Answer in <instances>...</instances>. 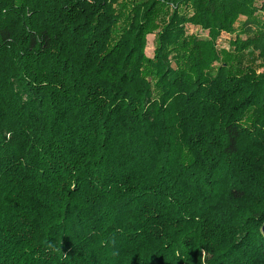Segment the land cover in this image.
Instances as JSON below:
<instances>
[{
	"label": "trees",
	"instance_id": "16d2710c",
	"mask_svg": "<svg viewBox=\"0 0 264 264\" xmlns=\"http://www.w3.org/2000/svg\"><path fill=\"white\" fill-rule=\"evenodd\" d=\"M259 13L0 0V264H264Z\"/></svg>",
	"mask_w": 264,
	"mask_h": 264
},
{
	"label": "rangeland",
	"instance_id": "374dc122",
	"mask_svg": "<svg viewBox=\"0 0 264 264\" xmlns=\"http://www.w3.org/2000/svg\"><path fill=\"white\" fill-rule=\"evenodd\" d=\"M140 1V0H138ZM126 1H121V5H124ZM258 19H260L261 21H264V15H262L261 13L257 14ZM242 22L243 19L239 20L237 22V27L234 31L233 34H228V33H221L219 35V37L216 40V48L218 50H222V49H229V42L230 40L234 37V35H242ZM187 33L189 35H193V36H197L199 38H207V33L204 32L201 28L199 27H194V26H187ZM155 39V34H149L147 36V46H146V50L145 53L148 57L152 56V51H153V42ZM259 62H256V64H258Z\"/></svg>",
	"mask_w": 264,
	"mask_h": 264
},
{
	"label": "water",
	"instance_id": "95a60500",
	"mask_svg": "<svg viewBox=\"0 0 264 264\" xmlns=\"http://www.w3.org/2000/svg\"><path fill=\"white\" fill-rule=\"evenodd\" d=\"M261 232H262V234H264V227L261 228Z\"/></svg>",
	"mask_w": 264,
	"mask_h": 264
}]
</instances>
